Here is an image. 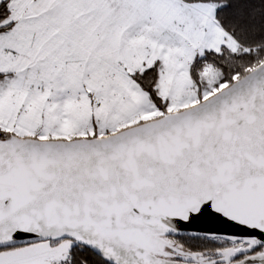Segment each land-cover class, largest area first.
<instances>
[{"label": "water", "instance_id": "95a60500", "mask_svg": "<svg viewBox=\"0 0 264 264\" xmlns=\"http://www.w3.org/2000/svg\"><path fill=\"white\" fill-rule=\"evenodd\" d=\"M176 236L238 245L162 250ZM58 238L108 264H264V61L111 134L0 137V249L21 245L0 264H35Z\"/></svg>", "mask_w": 264, "mask_h": 264}, {"label": "rangeland", "instance_id": "374dc122", "mask_svg": "<svg viewBox=\"0 0 264 264\" xmlns=\"http://www.w3.org/2000/svg\"><path fill=\"white\" fill-rule=\"evenodd\" d=\"M58 1H8L3 24L11 25L0 33L3 134L100 137L180 111L230 84L209 64L193 79L189 66L195 56L221 47L248 51L220 27L210 3ZM151 64L158 68V102L132 77ZM203 243L196 251L238 245L218 238Z\"/></svg>", "mask_w": 264, "mask_h": 264}, {"label": "trees", "instance_id": "16d2710c", "mask_svg": "<svg viewBox=\"0 0 264 264\" xmlns=\"http://www.w3.org/2000/svg\"><path fill=\"white\" fill-rule=\"evenodd\" d=\"M8 1L0 2V33L5 31L11 23L3 24L10 11ZM185 3H210L215 6L214 18L220 27L231 36L241 47L248 51L234 52L226 47L218 51H204L201 56H195L189 66V72L196 79L204 64H209L222 73V79L232 83V76L241 77L250 69L264 61V0H181ZM3 76L0 73V78ZM135 83L145 91L149 99L158 102L160 96L157 91L158 68L151 64L143 69L133 72ZM8 134L0 132V137ZM208 240L205 237H184L185 247L197 249ZM260 248V247H258ZM87 254L73 256L69 260L67 256L54 260L48 264H108L90 250Z\"/></svg>", "mask_w": 264, "mask_h": 264}, {"label": "flooded vegetation", "instance_id": "af4514ba", "mask_svg": "<svg viewBox=\"0 0 264 264\" xmlns=\"http://www.w3.org/2000/svg\"><path fill=\"white\" fill-rule=\"evenodd\" d=\"M184 237L186 236H176V237H168V239H170L171 241V245H168L166 247H162V250L164 251H169L171 253H173L175 250H185V251H191V252H198L196 251V249H191L188 247L189 250H186L185 247H182L180 245H182V239L184 240ZM30 245V244H28ZM66 247H65V246ZM185 245V244H183ZM21 247V245L18 246H11V247H4L0 249V252L3 251H8L11 249H15ZM62 247L61 249H58ZM225 248V247H224ZM222 248H218L216 250H221ZM261 248H256L254 251H258ZM45 253L38 259V261L35 262V264H48L51 263L54 260H58L61 259L62 257L67 256L69 260H73V256H78V255H84L87 254V250L85 247L79 245V244H75L71 241H68L64 238H58L57 240L53 239L47 242L46 246H45ZM182 253V252H180ZM205 257H210V259H214L216 258L215 255L212 252H207L203 254ZM174 260H177L174 259Z\"/></svg>", "mask_w": 264, "mask_h": 264}, {"label": "crops", "instance_id": "0c3cea01", "mask_svg": "<svg viewBox=\"0 0 264 264\" xmlns=\"http://www.w3.org/2000/svg\"><path fill=\"white\" fill-rule=\"evenodd\" d=\"M0 1H1V0H0ZM68 1H69V0H63V1H62V0H59L58 2H60V4H63V2H64V3H67Z\"/></svg>", "mask_w": 264, "mask_h": 264}]
</instances>
